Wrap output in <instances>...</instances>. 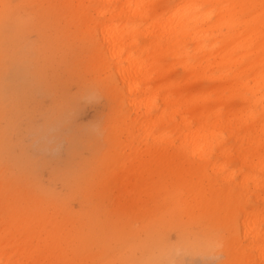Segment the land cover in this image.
<instances>
[{
    "label": "rangeland",
    "instance_id": "obj_1",
    "mask_svg": "<svg viewBox=\"0 0 264 264\" xmlns=\"http://www.w3.org/2000/svg\"><path fill=\"white\" fill-rule=\"evenodd\" d=\"M96 45L75 0H0V264L31 263L33 247L47 254L39 264H55L45 248L54 233L62 239L55 236L53 248L72 264H229L238 223L228 227L202 208L174 205L173 180L141 164L152 146L143 130L133 128L135 150L113 137L130 139L122 121L114 122L126 106L109 92L115 82L95 63ZM186 46L191 52L192 43ZM163 64L169 81L184 82L168 55ZM188 85L203 91L213 81ZM233 133L228 146L242 136ZM238 198L253 213L264 206L248 189ZM23 240L31 250H22Z\"/></svg>",
    "mask_w": 264,
    "mask_h": 264
},
{
    "label": "bare ground",
    "instance_id": "obj_2",
    "mask_svg": "<svg viewBox=\"0 0 264 264\" xmlns=\"http://www.w3.org/2000/svg\"><path fill=\"white\" fill-rule=\"evenodd\" d=\"M75 1L84 27L97 39L95 63L115 82L109 92L126 106L114 122L122 121L130 139L113 137L135 150L133 128L143 130L152 146L145 147L150 160L141 164L173 180V204L202 208L228 227L238 223L239 236L228 242V263L264 264V206L253 213L238 198L248 189L264 205V0ZM204 2L218 7L202 8ZM250 10L236 21V15ZM167 55L186 73L182 84L163 75ZM226 65L238 69L213 73ZM200 78L213 85L186 90ZM234 131L242 136L238 146H228ZM55 236L47 237L45 247H51V258L72 264L56 253ZM23 243V251L32 249ZM44 252L33 247L27 254L31 263L23 264L47 260Z\"/></svg>",
    "mask_w": 264,
    "mask_h": 264
},
{
    "label": "snow or ice",
    "instance_id": "obj_3",
    "mask_svg": "<svg viewBox=\"0 0 264 264\" xmlns=\"http://www.w3.org/2000/svg\"><path fill=\"white\" fill-rule=\"evenodd\" d=\"M5 7H7V5H5Z\"/></svg>",
    "mask_w": 264,
    "mask_h": 264
}]
</instances>
